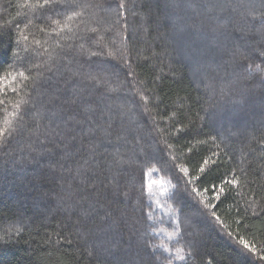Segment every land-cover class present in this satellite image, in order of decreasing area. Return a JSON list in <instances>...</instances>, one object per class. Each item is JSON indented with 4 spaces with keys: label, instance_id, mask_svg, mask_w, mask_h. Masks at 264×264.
<instances>
[{
    "label": "trees",
    "instance_id": "trees-1",
    "mask_svg": "<svg viewBox=\"0 0 264 264\" xmlns=\"http://www.w3.org/2000/svg\"><path fill=\"white\" fill-rule=\"evenodd\" d=\"M239 2L0 0V264H264V0Z\"/></svg>",
    "mask_w": 264,
    "mask_h": 264
},
{
    "label": "rangeland",
    "instance_id": "rangeland-1",
    "mask_svg": "<svg viewBox=\"0 0 264 264\" xmlns=\"http://www.w3.org/2000/svg\"><path fill=\"white\" fill-rule=\"evenodd\" d=\"M219 2V0H215ZM256 1L254 0H240L241 6H247L249 8L256 7ZM249 17V16H248ZM197 81L199 77L196 78ZM147 193L149 194V199L152 204H155L156 209H158L159 213L164 216L167 220L177 215V212L180 213L179 208L181 207L178 203H176L175 198L171 197V186L168 183V180L165 179L158 172H155L152 176L148 178L147 184ZM180 219L182 226L186 224L189 225L190 218L189 216L181 215Z\"/></svg>",
    "mask_w": 264,
    "mask_h": 264
},
{
    "label": "snow or ice",
    "instance_id": "snow-or-ice-1",
    "mask_svg": "<svg viewBox=\"0 0 264 264\" xmlns=\"http://www.w3.org/2000/svg\"><path fill=\"white\" fill-rule=\"evenodd\" d=\"M56 4H57V0H42V3H39L38 6L40 8H45V7L52 8ZM121 7H123V5H121ZM68 19L71 20L72 17L69 16ZM56 23L59 24V21H56ZM21 35L23 36V33H21ZM24 39H27V37H24ZM19 75L24 76V73L21 72V73H19ZM25 78H27V77H25ZM13 90H15V89H13ZM221 190H223V189H221ZM242 243L245 244V247H248L247 242H242Z\"/></svg>",
    "mask_w": 264,
    "mask_h": 264
}]
</instances>
